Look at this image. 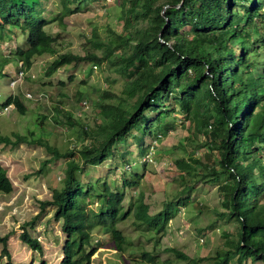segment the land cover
Segmentation results:
<instances>
[{
    "label": "trees",
    "instance_id": "1",
    "mask_svg": "<svg viewBox=\"0 0 264 264\" xmlns=\"http://www.w3.org/2000/svg\"><path fill=\"white\" fill-rule=\"evenodd\" d=\"M44 1L0 0V39L16 30L25 35L24 42L10 51V56L21 63L16 64V74L30 68L35 57L47 53L54 57L46 74L64 64L92 61L95 66L105 62L112 65L123 79L120 92L104 87L98 93L95 106L101 120L93 129L82 121L81 114L63 111L65 121L77 124L88 139L77 151L71 148L61 152L45 138L33 136L32 131L30 138L20 132H0L2 144L29 141L45 147L53 158H66L61 186L39 202L38 212L52 206L53 217L61 220L65 239L58 264H90L97 246L107 244L98 239L93 243L97 237L94 228L108 235L109 247L118 251L126 264H133L124 256L132 242L118 226L129 215L141 233L153 235L156 241L165 234L169 219L179 205L187 204V196L169 198L151 213L144 193L139 191L124 209L125 187L134 181L123 178L120 188L116 183L100 188L91 181L83 183L76 171L82 164H98L112 155L118 142L134 136L135 128L141 127L143 135L153 133L157 140L174 127V120L167 121L165 116L177 110L204 127L196 145L207 146L205 167L213 178L228 173L218 189L228 216H236L239 222L233 233L236 240L226 237L227 246L216 250L209 264H242L246 258L264 264V203L258 202L264 198V0H183L179 6L175 4L180 0H121L123 31L109 26L107 37H102L92 28L88 39L100 53L84 54L58 52L57 36L46 26L54 23L64 29L67 15L96 0H57L59 10L48 15L43 14ZM11 103L19 112L26 109L13 94L1 105ZM162 103L164 108L154 111ZM143 135L139 138L143 153L155 151L158 144L151 140L144 143ZM194 150L189 151L188 158L173 162L186 183L180 194L192 187L189 181L195 168L190 161H200L193 156ZM12 187L7 170L0 164V191L10 192ZM89 200L96 201V206H88ZM19 237L30 248L42 251L40 240L25 225ZM137 245L140 259L155 260L153 252L141 243ZM0 246L7 257L5 264H16L10 259L7 235L0 236ZM164 250L184 260H195L174 246Z\"/></svg>",
    "mask_w": 264,
    "mask_h": 264
},
{
    "label": "rangeland",
    "instance_id": "2",
    "mask_svg": "<svg viewBox=\"0 0 264 264\" xmlns=\"http://www.w3.org/2000/svg\"><path fill=\"white\" fill-rule=\"evenodd\" d=\"M44 2L46 8L43 14L59 10L57 0ZM122 15L121 0H96L67 15L64 18V29H58L54 23L48 24L46 29L56 34L58 52L100 53L99 49L91 46L88 39L92 28L95 27L102 37H107L109 26L116 32H122ZM24 40L25 35L18 30L0 39V132L9 135L20 132L30 138L29 132L32 131L33 136L45 138L61 152L71 148L77 151L88 139L83 137L77 124L71 125L65 121L63 111L73 113L74 116L81 114L82 121L89 129H93L96 122L101 120L95 106L98 93L104 87L120 92L123 79L113 71L112 65L105 62L95 66L92 61L64 64L53 73L46 74L47 65L54 57L47 53L35 57L30 68L16 74L18 61L10 56V51ZM9 94L20 97L26 107L24 112H19L12 103L1 105ZM164 106L162 103L154 111ZM171 113L165 116V120H174V127L161 133L157 140L152 137L153 133L143 135L141 127L135 128L134 136L129 135L124 143L118 142L117 151L112 155L98 164H82L76 171L83 183L91 181L100 188L115 183L120 188L123 178L134 181V185L125 187L124 209L129 207L130 198L139 191L144 193L151 213L158 211L169 198L176 195L188 197L185 206L177 207L175 215L168 221L167 231L160 235L158 241L153 235L141 233L132 223V215L118 223L132 242L131 249H126L124 256L130 258L133 264H209L216 250L227 246L226 237L233 240L237 238L233 233L239 223L238 219L236 216H228L229 210L223 206L218 189V184L228 178V173L213 178L212 172L205 167L208 162L205 156L207 146L196 145L202 139L204 127L194 123L191 117L179 110ZM141 135L144 143L151 140L158 144L155 151L143 153V144L139 141ZM193 147V156L200 161H190L195 168L189 181L192 187L189 192L180 194L186 183L182 181L181 171L173 162L177 158H188ZM215 154L213 158L217 156ZM0 164L7 170L13 186L10 192L0 191V236L7 235L10 259L16 264H58L63 256L65 239L61 220L53 217L52 206L38 212L39 202L49 198L53 188L61 186L66 158H53L45 147L29 141L0 143ZM87 202L88 206L92 203L93 207L96 206V201ZM258 202L264 203V198L261 197ZM23 225L40 240L42 251L34 250L21 241L19 234ZM94 234L97 237L93 238V243L98 239L107 244L100 243L97 246L91 255L90 264H126L120 253L109 247L107 234L98 228H94ZM138 243L155 254L154 261L139 258L141 248H138ZM167 246H174L195 260L178 258L164 250ZM6 261L7 257L0 250V264ZM262 263V260L253 261L251 258L242 262Z\"/></svg>",
    "mask_w": 264,
    "mask_h": 264
},
{
    "label": "water",
    "instance_id": "3",
    "mask_svg": "<svg viewBox=\"0 0 264 264\" xmlns=\"http://www.w3.org/2000/svg\"><path fill=\"white\" fill-rule=\"evenodd\" d=\"M183 0H180L179 3L175 4V6H179L181 3H182ZM168 6V4H165L163 7H162V14L164 15V9Z\"/></svg>",
    "mask_w": 264,
    "mask_h": 264
},
{
    "label": "built area",
    "instance_id": "4",
    "mask_svg": "<svg viewBox=\"0 0 264 264\" xmlns=\"http://www.w3.org/2000/svg\"><path fill=\"white\" fill-rule=\"evenodd\" d=\"M20 72V74L22 73V71H19Z\"/></svg>",
    "mask_w": 264,
    "mask_h": 264
}]
</instances>
